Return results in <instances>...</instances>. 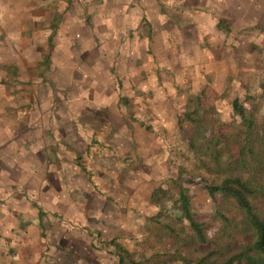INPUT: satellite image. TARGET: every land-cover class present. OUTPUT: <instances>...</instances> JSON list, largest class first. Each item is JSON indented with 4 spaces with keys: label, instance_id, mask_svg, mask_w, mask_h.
<instances>
[{
    "label": "rangeland",
    "instance_id": "rangeland-1",
    "mask_svg": "<svg viewBox=\"0 0 264 264\" xmlns=\"http://www.w3.org/2000/svg\"><path fill=\"white\" fill-rule=\"evenodd\" d=\"M0 88V202L12 187L38 216L37 264L252 246L208 188L239 179L264 220V0H0Z\"/></svg>",
    "mask_w": 264,
    "mask_h": 264
},
{
    "label": "crops",
    "instance_id": "crops-1",
    "mask_svg": "<svg viewBox=\"0 0 264 264\" xmlns=\"http://www.w3.org/2000/svg\"><path fill=\"white\" fill-rule=\"evenodd\" d=\"M27 51L29 50L27 49ZM3 91L4 89L0 88V92ZM7 103V108L9 105L18 108L16 102ZM0 105H3L2 108L4 109L5 104L1 103ZM0 125H7V121H3L2 117H0ZM67 150H69V153L70 148H67ZM5 196L4 203L0 202V264H37L43 254L46 241L41 235L40 226H38V216L28 214L29 201L23 195L18 198L13 194L12 187ZM46 196L51 199L57 197L54 194L51 196L50 193ZM39 199L41 200V198ZM66 203L70 204L69 201H66ZM81 262L78 264H81Z\"/></svg>",
    "mask_w": 264,
    "mask_h": 264
},
{
    "label": "trees",
    "instance_id": "trees-1",
    "mask_svg": "<svg viewBox=\"0 0 264 264\" xmlns=\"http://www.w3.org/2000/svg\"><path fill=\"white\" fill-rule=\"evenodd\" d=\"M236 110H240L237 104H234ZM211 195L214 191H219L226 197L233 199L238 209L243 214V221L247 228L252 232L253 244L249 249L239 251L238 254L227 260L224 264H264V220H262L256 213L250 202L248 195L251 193L249 188L240 182L239 179H226L219 187L208 188ZM181 211L184 217L188 220L192 230L199 239H203L202 231L197 224L190 211L188 199L180 192ZM252 252V255H249ZM119 264H122L120 262Z\"/></svg>",
    "mask_w": 264,
    "mask_h": 264
}]
</instances>
